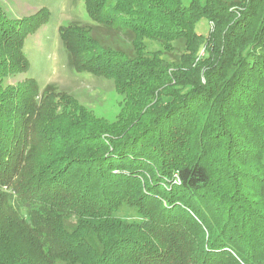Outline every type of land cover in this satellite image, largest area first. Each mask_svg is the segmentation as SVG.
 Listing matches in <instances>:
<instances>
[{
    "label": "trees",
    "instance_id": "obj_1",
    "mask_svg": "<svg viewBox=\"0 0 264 264\" xmlns=\"http://www.w3.org/2000/svg\"><path fill=\"white\" fill-rule=\"evenodd\" d=\"M249 2L84 0L91 23L59 37L74 70L123 95L113 123L39 113L31 80L4 87L49 13L0 12V264H264V0Z\"/></svg>",
    "mask_w": 264,
    "mask_h": 264
},
{
    "label": "rangeland",
    "instance_id": "obj_2",
    "mask_svg": "<svg viewBox=\"0 0 264 264\" xmlns=\"http://www.w3.org/2000/svg\"><path fill=\"white\" fill-rule=\"evenodd\" d=\"M225 5L233 9L247 11L249 0H222ZM47 10V20L41 24L33 34H27L23 45V54L28 61V68L19 74L10 75L3 79L4 87H18L34 81L37 84V97L39 113L54 106L57 111H78L81 106L94 118L108 123L115 122L124 108L123 95H120L113 81L100 75L87 72H77L68 62L67 54L59 37V29L73 24H88L84 0H0V12L5 18L20 21L30 17H42L39 14ZM216 27L215 21H201L197 25V33L206 35L208 29L213 32ZM256 26L247 29V37H255ZM97 36L103 37V42L108 40L109 45L125 47L129 43L122 39L121 33L111 31H97ZM254 35V36H253ZM249 40H244L241 47H245ZM179 54L183 51L179 47ZM145 50L148 53L160 55L162 45L158 42H146ZM164 55V54H163ZM166 57V56H165ZM176 56L169 57V60ZM29 89L31 88L28 85ZM51 92L46 94V91ZM49 106V107H48ZM71 106V107H70ZM75 111V112H76ZM136 212L128 206H121L115 216L122 219L133 220Z\"/></svg>",
    "mask_w": 264,
    "mask_h": 264
}]
</instances>
